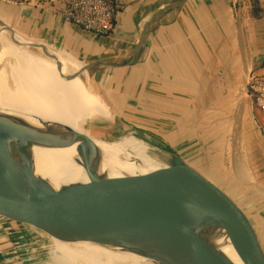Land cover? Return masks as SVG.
Segmentation results:
<instances>
[{"label": "crops", "instance_id": "crops-1", "mask_svg": "<svg viewBox=\"0 0 264 264\" xmlns=\"http://www.w3.org/2000/svg\"><path fill=\"white\" fill-rule=\"evenodd\" d=\"M178 1L116 0L108 36L71 24L50 0H0V25L26 45L57 50V61L89 66L117 116L233 199L264 250V134L249 94L252 77L264 75V0L257 19L250 0H189L135 54L145 21ZM23 236L0 219V264Z\"/></svg>", "mask_w": 264, "mask_h": 264}, {"label": "water", "instance_id": "water-1", "mask_svg": "<svg viewBox=\"0 0 264 264\" xmlns=\"http://www.w3.org/2000/svg\"><path fill=\"white\" fill-rule=\"evenodd\" d=\"M162 17H153L141 30L135 54ZM0 29L12 34L5 26ZM88 76L93 78L90 72ZM78 77L85 78L59 75L64 81ZM53 130L40 131L0 114V219L18 226L24 235L40 233L49 240L119 249L154 264H235L213 244L223 233L242 264H264V250L243 210L176 154H155L168 163L165 169L115 181L99 175L102 156L92 138L75 133L68 141L60 138L65 131ZM136 138L158 150V143ZM74 145L87 183L55 188L37 175L34 149Z\"/></svg>", "mask_w": 264, "mask_h": 264}, {"label": "bare ground", "instance_id": "bare-ground-1", "mask_svg": "<svg viewBox=\"0 0 264 264\" xmlns=\"http://www.w3.org/2000/svg\"><path fill=\"white\" fill-rule=\"evenodd\" d=\"M148 22L145 21V27ZM7 33L0 29V114L22 120L40 131L48 128L65 131L60 138L68 141L75 133L89 136L102 156L98 173L110 180L152 174L168 167L157 156L166 151L163 147L154 145L156 150L137 139L104 103L107 114L103 113L98 96L85 78L71 81L59 78L60 74L83 76L91 71L90 67L57 61L60 57L57 53L26 45L19 37L11 38ZM77 147L34 149L37 175L55 188L87 183ZM150 153L157 155L152 157ZM213 242L231 261L242 264L225 234L214 237ZM42 248L52 255L53 264H154L119 249L64 243L51 237L49 248Z\"/></svg>", "mask_w": 264, "mask_h": 264}, {"label": "built area", "instance_id": "built-area-1", "mask_svg": "<svg viewBox=\"0 0 264 264\" xmlns=\"http://www.w3.org/2000/svg\"><path fill=\"white\" fill-rule=\"evenodd\" d=\"M64 5L68 22L98 36L110 35L116 23V0H50ZM253 98L256 123L264 134V75L253 76L249 83Z\"/></svg>", "mask_w": 264, "mask_h": 264}, {"label": "rangeland", "instance_id": "rangeland-1", "mask_svg": "<svg viewBox=\"0 0 264 264\" xmlns=\"http://www.w3.org/2000/svg\"><path fill=\"white\" fill-rule=\"evenodd\" d=\"M12 34L9 33L10 37L12 36ZM51 50L59 54L57 50L52 48ZM84 77L86 78V81L89 82V84L91 85L93 92H95V94L98 96V99L100 101L99 104L102 107V109L104 110L105 108L107 110V107H105L103 103L106 104L108 107H110V105L106 101L104 94L101 91V88L93 84L94 82L90 80L88 74H85ZM112 112L115 113L113 110ZM103 113L105 115L107 114L105 110ZM115 115L117 116L116 113ZM121 122L124 124L123 126L126 128V130L136 135V137L144 140L146 139V141L147 139L148 140L150 139L153 141L154 144L158 143V146L163 147L167 152L173 153L164 143H159L157 141H154L147 135H144V133L137 130L135 127L127 125L122 120ZM49 245H50V240L44 234L34 233L33 235H24L23 237H20L11 257L4 259L5 262L3 264H53L52 255L47 253L46 250L42 248V246L44 248L45 247L49 248Z\"/></svg>", "mask_w": 264, "mask_h": 264}, {"label": "trees", "instance_id": "trees-1", "mask_svg": "<svg viewBox=\"0 0 264 264\" xmlns=\"http://www.w3.org/2000/svg\"><path fill=\"white\" fill-rule=\"evenodd\" d=\"M250 6H251V17L252 18H260L263 14V9L261 7V4L258 0H250Z\"/></svg>", "mask_w": 264, "mask_h": 264}]
</instances>
